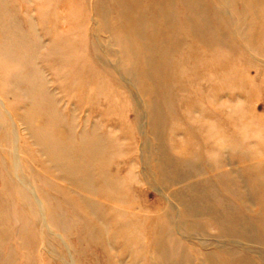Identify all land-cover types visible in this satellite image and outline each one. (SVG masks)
<instances>
[{
	"label": "rangeland",
	"instance_id": "rangeland-1",
	"mask_svg": "<svg viewBox=\"0 0 264 264\" xmlns=\"http://www.w3.org/2000/svg\"><path fill=\"white\" fill-rule=\"evenodd\" d=\"M81 133L114 180L113 196L88 195L102 229L60 174ZM163 148L210 179L199 192L248 223L245 241L181 214L185 185L159 182ZM161 242L182 264L234 251L264 264V0H0V264H133L127 245L159 264Z\"/></svg>",
	"mask_w": 264,
	"mask_h": 264
},
{
	"label": "bare ground",
	"instance_id": "bare-ground-1",
	"mask_svg": "<svg viewBox=\"0 0 264 264\" xmlns=\"http://www.w3.org/2000/svg\"><path fill=\"white\" fill-rule=\"evenodd\" d=\"M183 6L185 7V3ZM119 21H120V24L123 25V30L125 34L135 33L136 29L132 27V16L129 12L125 11L122 14H120ZM220 37L223 39H226V34L222 30H220ZM150 86L153 87L151 83H150ZM150 128H152V131H154L153 127H150ZM83 135L84 134L81 135L82 143L80 144V152L66 155L68 164L65 163L62 165L61 170L63 172L62 173L60 172V174L64 175V177L68 180L69 183L71 184L77 183L80 187V189L78 190H82V193H79V196L85 205V209H86L85 211H87L86 217L89 220V224H90L89 226L93 227L94 225L98 229H102L106 227L104 225V220H103V217H104L103 205L98 200H92L91 198H89L88 195H93L95 193V194L101 195L104 198L108 197V195L110 194L113 196L115 194V187H113V190H111L110 183L113 182L114 180H112L111 174L109 173V171H107L106 169L104 170L102 163L100 164L99 162V159L101 156H103V153L101 151L102 148L99 149L96 147H98L99 145L102 146L101 141H99L98 137L94 135L90 137L91 138L90 142H86L84 140ZM171 147L167 149L170 152L172 149ZM165 150L166 149L164 148L160 149L161 152L159 154L158 159H156V162H155V165L157 166L158 172L160 174L159 182L165 188L170 187V186L180 185V184L185 185L184 188L179 189L177 192H175L172 195V199L180 207H182L181 214L183 216L191 215L194 217H200L201 215L203 216L209 215V217L212 220L217 222L218 226L219 225L223 226L224 237H233V238L235 237L237 239H240V240L243 239L245 241V239L249 236L250 231H252L248 223L243 222L244 220H242L241 217L236 212L230 213L231 207L229 208L227 205H225L224 200L217 195V193L215 192V188L213 186L209 189L211 191L210 196H207V195L204 196L202 192H199V190L202 187H204V184H206V182H208V180L210 179L209 178L201 179L200 177L201 174L194 176L193 174L194 172L191 170L190 163L189 164L185 163L184 160H177L175 157L172 156V153L169 154ZM45 153L48 157L49 162L55 163L57 161L56 159L58 157H55L47 152ZM16 155H17V152L15 154V160H14L15 163H13V166L15 168V172L16 171L20 172V167H21L20 159H18ZM76 166H79V170L83 168L84 172H82V174L76 173L78 171ZM98 182L102 183V185L97 187L96 183ZM202 182H203V185H202ZM20 183L22 187L25 189V191L33 195V198L39 204L41 215L43 216V218L46 219L45 217L46 210L44 207L45 205H43L42 203L43 201L41 202V200L39 199V196H37L33 188L29 187L27 184L23 183L22 181H20ZM113 184L111 183V185ZM201 185L202 187L199 188ZM105 191H108V192L106 193ZM131 213L132 212H130L129 214ZM114 216L115 217H113V220L116 219L117 221V218L120 217V211L116 210V213ZM196 220L198 219L196 218ZM128 222L131 223L133 221L129 220ZM120 225L121 224L119 223L118 227ZM46 226L50 228L49 225H46ZM169 234L171 236V233ZM165 238H167V236H163V239ZM127 240L128 239L124 241L126 242ZM128 242L129 240L125 244H127ZM108 245L110 246L113 244L110 243ZM125 251H127L130 254L129 259L130 261L133 262V264L134 263L146 264V259L144 257H140V255L136 253L134 250H131V248L129 249L128 245ZM183 251H184L183 249H175V248L168 250L167 247L164 246L163 243L161 242V244L158 245V248L156 250L158 259H159V264H182V262L185 260L183 256L184 255ZM227 251H230V250L227 249ZM240 253H241L240 251L229 252L228 256L230 257V261L228 263L222 261L220 258H218L217 260H214L213 257L211 258L207 257V258H204V261L199 262L198 264H238L237 262H243L241 261V259H243L244 262L248 263V259H247L248 257H246L245 254H240ZM113 257L115 258L116 256L114 255Z\"/></svg>",
	"mask_w": 264,
	"mask_h": 264
}]
</instances>
